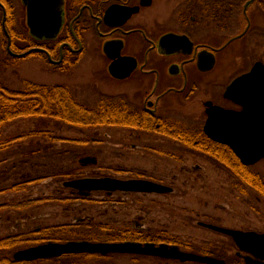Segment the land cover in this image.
I'll use <instances>...</instances> for the list:
<instances>
[{"label":"rangeland","instance_id":"obj_1","mask_svg":"<svg viewBox=\"0 0 264 264\" xmlns=\"http://www.w3.org/2000/svg\"><path fill=\"white\" fill-rule=\"evenodd\" d=\"M15 3L18 19L23 22L21 0H15ZM18 46L22 47V44L18 43ZM13 57L8 53L6 35L0 29V61L9 63L8 70H0V77H4L14 89L24 88L22 79L43 84L66 83L81 100L95 104L99 93L116 94L122 90L133 93L135 88L133 80L123 82L109 76L103 56L96 51L90 52L69 74L56 72L44 64L37 54L17 60ZM229 65L222 62L207 78L225 81L232 71ZM188 105L189 108L170 111L168 115L174 123L192 127L194 121H204L201 104ZM44 128H49L52 134L59 137L54 142L41 137L26 141L23 149L26 153L37 149L29 158H25L24 153L0 155V159H3L0 162V190H4L0 192V204L44 197L67 199L42 201L26 209L11 206L0 210V236L30 230L39 225L91 220L111 226L167 230L199 244L216 243L224 246L228 254L233 256L236 248L231 238L201 226L199 222L264 232V197L252 188H247L246 193L235 189L237 179L200 149L188 148L153 130L106 126L80 131L52 119H19L6 128L4 135ZM61 137H82L88 142L66 143L59 140ZM90 155L97 157L98 163L82 165L80 158ZM253 168L264 176V159L253 165ZM67 169L79 173L78 177L151 179L172 186L174 191L167 194L119 191L112 195L93 192L90 197L100 201L90 202L79 199L74 189L64 186L65 179L57 176ZM35 176H46V179L31 184L24 191L8 190L13 183ZM110 262L159 264L148 258L135 261L130 255H115Z\"/></svg>","mask_w":264,"mask_h":264},{"label":"flooded vegetation","instance_id":"obj_2","mask_svg":"<svg viewBox=\"0 0 264 264\" xmlns=\"http://www.w3.org/2000/svg\"><path fill=\"white\" fill-rule=\"evenodd\" d=\"M21 4L23 22L15 0H0L7 49L4 27L13 52H29L25 58L37 54L56 72L72 73L95 51L113 78L109 67L115 58L109 54L126 59L122 72L128 70L127 61L134 63L127 77L115 78L133 80V93L116 94L127 101L123 108H139L147 115L143 126L151 129L145 130L171 127L175 123L170 111L200 103L204 121L194 122L202 124L208 136L207 102L241 110V104L225 96L226 89L257 62L264 64V0H63L60 29L53 38L31 34L28 8L23 0ZM224 61L232 66L229 77L208 79ZM231 240L236 256L245 261L247 252Z\"/></svg>","mask_w":264,"mask_h":264},{"label":"trees","instance_id":"obj_3","mask_svg":"<svg viewBox=\"0 0 264 264\" xmlns=\"http://www.w3.org/2000/svg\"><path fill=\"white\" fill-rule=\"evenodd\" d=\"M21 37L22 34H20ZM8 69V62L5 64L1 63L0 70L6 71ZM13 72L16 73L15 70ZM22 81L24 88L18 90L12 88L4 77H0V155L4 154L7 156L24 153L25 158H29L37 149L26 153L23 150L26 141H33L36 137H41L49 142H54L57 139L56 137H59L52 134L49 128L4 135L6 128L19 119L34 118L45 121H51L52 119L80 131H91L106 126L151 129L145 125L143 126L147 115L139 108L122 107L127 101L121 95L102 92L99 93L95 104H90L81 100L69 84H43L29 79H22ZM153 129L187 145L188 148L194 150L200 149L210 159L223 166L237 179L234 186L241 193H246L248 192L247 188H252L264 197V176L256 171L253 166L244 165L235 157L228 146L208 138L204 134L202 125L199 122H193L192 127L175 123V125L168 128ZM59 140L75 144L88 142L86 138L82 137H61ZM159 152L162 153L161 150ZM224 153H231L233 156ZM1 159L0 162L3 161ZM57 176L68 181L79 178L78 176L80 174L75 173L74 170L67 169L58 173ZM44 179H46V176L29 177L13 183L8 190L14 192L24 191L31 184H38ZM2 191L4 190H0V192ZM74 191L79 199L90 202L100 201L99 199L90 197L92 193L83 196L77 190L74 189ZM106 194L109 195L108 193ZM66 199L65 197L35 198L33 200L0 204V210L8 209L11 206L17 209H26L31 206H36L42 201H66ZM69 240L167 243L177 245L186 251L225 259L227 264H247L240 257L236 256V254L230 256L224 246H219L216 243L199 244L190 239H184L178 234L170 233L167 230L140 229L133 226H111L91 220H81L77 223L65 222L39 225L30 230L0 236V264H112L110 261L115 254L75 253L30 262L14 258V253L22 248L34 246L46 241L66 242ZM130 256L135 261L140 258H148L159 262V264H205L193 261L181 262L176 259L137 254H130Z\"/></svg>","mask_w":264,"mask_h":264},{"label":"water","instance_id":"obj_4","mask_svg":"<svg viewBox=\"0 0 264 264\" xmlns=\"http://www.w3.org/2000/svg\"><path fill=\"white\" fill-rule=\"evenodd\" d=\"M28 8V23L31 34L36 37H55L60 29L63 0H23ZM8 51L16 57H24L26 53H15L11 50L10 35ZM167 39V38H165ZM108 52V49L105 50ZM109 53V52H108ZM115 58L109 67L110 73L118 79L127 77L135 64L129 62L128 70L122 72L121 62L116 60L118 54H109ZM126 64V63H125ZM212 64L208 66L211 68ZM225 96L241 104V110H233L207 102L208 118L204 125L205 133L215 141L228 145L245 165H255L264 159V64L257 62L253 68L235 79L226 89ZM83 165L96 164L97 158L86 156L81 158ZM67 187L74 188L82 195L94 191L113 193H170L173 187L148 179H121L111 176L82 177L64 182ZM201 226L221 232L233 238L240 250L247 252V263L264 264V233L228 228L217 224L199 222ZM89 253L108 255L111 253L138 254L177 259L181 262H199L205 264H227L224 259L182 250L179 246L154 242L121 241L94 242L89 240H70L67 242L48 241L39 245L20 249L14 258L22 261L48 259L65 254Z\"/></svg>","mask_w":264,"mask_h":264}]
</instances>
